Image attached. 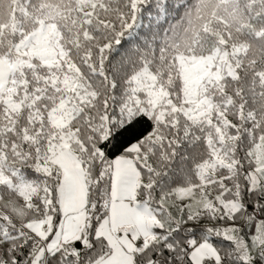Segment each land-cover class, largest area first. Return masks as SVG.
<instances>
[{"label":"snow or ice","instance_id":"1","mask_svg":"<svg viewBox=\"0 0 264 264\" xmlns=\"http://www.w3.org/2000/svg\"><path fill=\"white\" fill-rule=\"evenodd\" d=\"M0 264H264V0H0Z\"/></svg>","mask_w":264,"mask_h":264}]
</instances>
